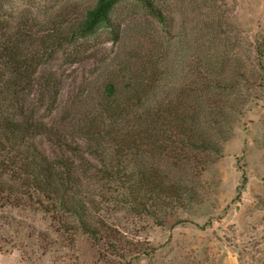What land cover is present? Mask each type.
<instances>
[{"label": "rangeland", "instance_id": "374dc122", "mask_svg": "<svg viewBox=\"0 0 264 264\" xmlns=\"http://www.w3.org/2000/svg\"><path fill=\"white\" fill-rule=\"evenodd\" d=\"M5 2L14 22L26 17L42 32L65 9L83 10L96 0ZM131 4L127 1L114 15L125 23L120 41L102 28L79 41L75 59L65 49L43 67L42 76L57 74L61 96L52 118L44 108L39 113L46 122L59 121L67 111L97 99L123 68L146 79L157 70L152 106L183 88L200 90L205 67L221 66L213 78L245 83L219 99L216 91L204 89L206 102L213 95L220 106L235 105L221 153H208L205 168L188 165L171 172L174 181L197 188L202 203L178 212L180 223L170 227L134 213L113 186L85 183L93 211L136 248L114 254L68 214L36 200L0 202V264H264V0H161L167 25L141 9L129 14ZM125 75L117 78L126 82ZM41 146L50 157L60 152L45 140Z\"/></svg>", "mask_w": 264, "mask_h": 264}, {"label": "trees", "instance_id": "16d2710c", "mask_svg": "<svg viewBox=\"0 0 264 264\" xmlns=\"http://www.w3.org/2000/svg\"><path fill=\"white\" fill-rule=\"evenodd\" d=\"M127 1L96 0L83 10L65 9L38 32L26 17L14 22L5 0H0V202L36 200L68 214L79 221L84 234L114 254L136 248L93 211L85 183L113 186L112 192L134 213L176 226L177 213L192 210L202 198L197 188L174 181L171 172L188 165L205 168L208 153H221L235 105L230 101V107L220 106L218 95L245 84L213 78L221 68L213 63L205 67L200 90L186 87L150 106L158 87L157 70L146 79L123 68L97 99L67 111L59 121L46 122L39 112L44 108L52 118L61 83L56 73L42 76L43 67L65 49L75 59L79 41L102 28L120 41L125 23L115 21L114 15ZM160 2L132 0L134 8L128 11L144 10L167 25ZM124 71L126 82L118 79ZM204 89L216 91L218 99L212 95L206 102ZM42 140L60 152L50 157Z\"/></svg>", "mask_w": 264, "mask_h": 264}]
</instances>
